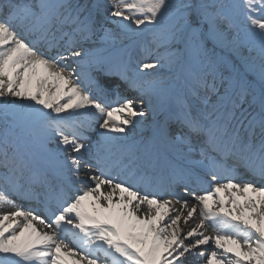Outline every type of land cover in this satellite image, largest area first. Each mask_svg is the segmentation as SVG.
<instances>
[{
    "label": "bare ground",
    "instance_id": "1",
    "mask_svg": "<svg viewBox=\"0 0 264 264\" xmlns=\"http://www.w3.org/2000/svg\"><path fill=\"white\" fill-rule=\"evenodd\" d=\"M155 1L42 0L44 6L64 9L62 18L90 3V11L73 25L81 31L79 38L90 32L87 40L73 55L53 63L19 46L0 26V153L23 151L65 176L84 179L86 168L77 160L84 147L72 146L52 127L53 120L98 114L99 140L141 145L164 122L169 98H181L185 91L202 118L223 120L239 135L251 129L253 137L262 138L264 87L259 80L243 73L233 84L231 69L224 66L220 73L203 75L202 84L187 91L181 61L170 65L159 44L147 51V33L155 28V17H150ZM178 1L171 0L165 12L176 11ZM189 22H197L196 11ZM110 50L136 59L130 73L132 83L138 84L133 91L137 99L101 113L81 91L78 78L84 67ZM186 50L181 37L180 51ZM168 141L178 151L193 153L180 142ZM78 186L85 196L55 226L13 216L0 206V263L116 264L102 254L92 260L80 252L82 240L67 220L97 225L103 232L105 239L101 233L97 237L105 242L97 240L87 251L116 249L134 264H264V189L259 185L215 184L209 194L188 200H146L126 187L100 180ZM216 211L238 219L247 236L225 230L231 222L216 219Z\"/></svg>",
    "mask_w": 264,
    "mask_h": 264
},
{
    "label": "rangeland",
    "instance_id": "2",
    "mask_svg": "<svg viewBox=\"0 0 264 264\" xmlns=\"http://www.w3.org/2000/svg\"><path fill=\"white\" fill-rule=\"evenodd\" d=\"M218 2L179 0L176 11L165 12L171 0H156L150 9L155 28L146 36L148 50L159 44L170 65L183 62L181 79L190 87L199 83L201 74L213 70L220 73L221 67L229 65L233 84L246 73L251 79H259L264 87V0H223L217 8ZM195 11L197 22L190 23V14ZM240 23L245 25H237ZM187 27V50L182 53L181 37ZM210 40L227 52L218 51Z\"/></svg>",
    "mask_w": 264,
    "mask_h": 264
}]
</instances>
